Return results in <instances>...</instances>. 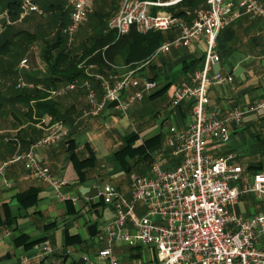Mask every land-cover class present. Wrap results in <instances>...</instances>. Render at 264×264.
I'll return each instance as SVG.
<instances>
[{"label": "crops", "instance_id": "obj_1", "mask_svg": "<svg viewBox=\"0 0 264 264\" xmlns=\"http://www.w3.org/2000/svg\"><path fill=\"white\" fill-rule=\"evenodd\" d=\"M98 1L95 0L93 7ZM259 1L264 4V0ZM64 6L70 10L66 1ZM108 7L114 9V5L109 4ZM95 12L101 11L97 9ZM2 18L6 16L0 14V20ZM194 18L195 12L188 23ZM163 33L170 37L167 42L181 35L179 28ZM263 35L264 18L250 15L232 22L220 34L218 53L221 61L213 67V73L231 77L232 81L214 85L208 91L209 109L218 118H224L232 110H250L262 100ZM155 54L137 69L136 76L141 86L126 93L123 98L128 100L135 91L143 90L145 80H152L153 77H156L157 87L145 93L144 99L135 104L128 116L115 112L109 105L99 116L89 115L92 106L88 92L82 86L84 81L90 80L99 100L103 98V91L95 79L101 74L96 66L87 70V79L76 81L78 87L67 96L49 98L57 103L64 118L61 122L69 135L59 144L41 150L37 159L50 170L54 179L66 182L61 190L65 199L61 201L55 198L48 184L30 174L24 162L11 163L48 133L45 125L43 128L40 126V120L49 115L37 118L35 102L32 101V117L28 113V105L12 97L7 74L0 75V168L3 163H9L5 174L0 176V264H22L25 260L31 264H90L101 250L110 245L103 228L113 219L112 208L96 198L99 188L111 185L129 198L133 174L145 176L155 163L166 169L176 168L184 160L185 155H176V147L169 144L170 129L175 127L180 132L186 131L192 122L193 112L188 104L172 109V101L175 91L184 82H191L192 73L200 68L204 47L197 44L190 49L173 48L164 55ZM187 65L191 68L183 73ZM128 72V67L119 66L107 75L117 77L114 79L117 81ZM27 83L33 85L32 82ZM169 84L172 85L165 93L156 95ZM153 122L156 124L150 126ZM230 132L227 143L210 138L207 152L214 156L231 157L230 165L242 168L240 186L250 185L253 176L264 170V115L260 112L248 113L242 124L230 126ZM132 133L139 135L133 145L135 148L157 136H162V141L147 149V159L127 157L126 163H123L116 154L125 147L124 138ZM102 154L109 159L108 163H102ZM92 159L94 161L79 173V162ZM30 189L38 191L37 199L21 202L18 195ZM232 211L247 217L264 216V202L257 200L253 194H247L241 197ZM87 215L92 218L88 219ZM112 248L122 264H133L139 259L149 262L153 258L149 247L132 248L113 242Z\"/></svg>", "mask_w": 264, "mask_h": 264}, {"label": "built area", "instance_id": "obj_2", "mask_svg": "<svg viewBox=\"0 0 264 264\" xmlns=\"http://www.w3.org/2000/svg\"><path fill=\"white\" fill-rule=\"evenodd\" d=\"M19 22L33 14L44 11L35 0H20ZM71 11L70 22L64 28L67 46L72 47L75 37L93 12L95 0H65ZM182 0H124L120 11L110 20L109 29L119 36L134 29L139 34L168 32L176 28L180 37L165 43L156 56L164 55L173 48L204 47L200 68L192 73L191 82H184L174 93L172 109L192 104V122L189 128L180 132L170 129L169 144L176 147L175 154H184L179 166L166 169L159 163L153 164L145 176H131V195L125 197L111 185L99 188L96 198L112 208V221L104 228L109 246L99 252L90 264H122L112 248L119 242L132 248L149 247L153 253L151 261L136 260L133 264H264V216L247 217L232 211L241 197L253 194L264 202V170L253 176L250 185L240 186L241 167L231 166V157L214 156L207 152L208 141L214 137L223 143L229 141L231 125H240L244 116L251 112L264 115V94L262 100L247 111L232 110L224 118H218L210 111L209 89L214 85L232 81L220 73H213V67L220 63L218 39L232 22L244 15L264 18V4L259 0H208L207 6L195 11L191 23L184 22L170 13L155 10L168 8ZM264 43V35L262 36ZM21 67L28 70V60ZM95 66H91L94 68ZM89 70V69H87ZM138 70L129 71L119 80L117 77L96 75L95 79L103 91L100 101L90 80L82 84L88 92L92 106L89 113L99 116L107 105L128 116L145 93L157 87L156 81L145 80L144 88L135 91L128 100L123 96L141 86ZM33 88L23 79L18 89ZM78 87L76 82L50 91L51 98L67 96ZM48 133L31 145L28 152L12 160L24 162L30 174L48 184L58 200H64L62 188L65 181L56 180L50 170L39 163L38 153L59 144L69 135L61 121L51 116L40 120ZM9 163L0 168L5 174ZM144 211L142 214L139 212ZM47 246V244H45ZM47 250H50L47 246ZM22 264H31L25 260ZM48 264V263H38Z\"/></svg>", "mask_w": 264, "mask_h": 264}, {"label": "trees", "instance_id": "obj_3", "mask_svg": "<svg viewBox=\"0 0 264 264\" xmlns=\"http://www.w3.org/2000/svg\"><path fill=\"white\" fill-rule=\"evenodd\" d=\"M35 1L44 13L50 16L49 18L56 28L54 40L46 42L42 55L47 70L45 74L36 72L35 74H26V81L32 82L35 86L34 89H18L17 85L14 84L11 85L9 91L15 100L20 103H27L29 107L28 113L32 117L34 111L30 107V103L34 101V110L39 119L45 115L51 116L55 121H62L64 119L59 112L55 100L49 99L51 98L50 91L52 89L55 90L62 85L87 79V69L91 66L98 67L99 72L105 74L107 77L110 76L107 73L119 66L128 67L129 71L137 70L170 38L163 32L139 34L134 29L124 36H119L117 32L109 29L110 21L108 22L107 18L109 13L95 12L98 22L96 23L95 34L88 40L91 45L87 46L84 43L82 52L80 54H73L63 39V31L68 24L65 19L67 14L64 6L65 1L58 6H56V2L53 0ZM207 2L208 0H182L178 4L168 7L166 12L184 22H188L196 10L207 6ZM111 5H113V2ZM0 14L5 15L8 19V22L4 26H0L1 61L5 57L15 56L17 50H20L23 44L26 47L34 44L37 40V34L31 33L28 30H16L15 25L19 22L21 14L20 0H0ZM22 50H20V53ZM15 68L11 65L7 69L2 70L0 75L5 76V74L11 73ZM190 68L191 65H187L183 69V73H187ZM152 80L155 81L156 77H153ZM171 85L169 84L156 95L165 93ZM109 106L110 108L113 107L112 105ZM189 108L192 110V104L189 105ZM138 139L139 135L137 133H132L124 138L125 147L116 154L121 162L126 163L127 157L135 158L136 156H140L142 159H147V149L159 144L162 141V136H157L149 140L145 145L135 148L133 145ZM93 161L92 159L79 162V173L82 169L89 166V162ZM127 171L131 173V170ZM37 197L38 191L36 189H30L18 195V199L23 203L33 202Z\"/></svg>", "mask_w": 264, "mask_h": 264}, {"label": "rangeland", "instance_id": "obj_4", "mask_svg": "<svg viewBox=\"0 0 264 264\" xmlns=\"http://www.w3.org/2000/svg\"><path fill=\"white\" fill-rule=\"evenodd\" d=\"M56 2V4H63L64 0H53ZM123 0H103L100 3V0L96 2V4L93 7L92 14L88 17L87 22L84 24V26L81 28L78 35L75 37V43L72 47H68L73 54H80L83 50V44L85 43L87 46L91 45V43L88 41L96 32V23L98 22L97 17H95V11L98 9V11H101V13H109L107 16L108 22L111 18L114 17L115 12L119 9L121 3ZM113 2L114 9L109 8L108 5ZM106 5V6H105ZM167 8L157 9L155 11L157 12H166ZM66 22L69 24L70 22V15L71 11H66ZM169 13V12H166ZM31 17V18H30ZM28 19L22 22H18L15 27L16 30H28L31 33L37 34V40L34 44L27 46L22 45L21 49H23L20 53V50H17V54L15 56H9L5 57L0 61V73L2 70L7 69L11 65L15 69L12 70L11 73H8V79L11 85H18L19 80L23 79L26 83V74L28 73H43L47 70V67L43 61V52L46 47V42H52L55 38L56 28L51 22L50 16L44 13L43 15L35 14L34 16H30ZM60 17V15H58ZM67 24V25H68ZM63 39L67 45V39L65 36H63ZM19 53V54H18ZM28 60L29 69H23L21 67L22 62L24 60ZM120 73H124V71H121ZM109 77V76H108ZM0 88H2L0 83ZM35 88V87H34ZM27 89V87L25 88ZM25 103V102H24ZM27 104V103H26ZM159 122H157L158 124ZM156 124L153 122L150 124V126H154ZM121 145V144H120ZM118 146V145H117ZM116 146V147H117ZM120 147V146H119ZM119 149V148H118ZM102 163L106 164L108 163L109 159H106L105 156L102 154ZM4 164V163H3ZM2 164V165H3ZM113 184V183H112ZM240 185V184H239ZM56 198V196H55ZM142 211V210H141ZM144 211L139 212V209L137 210L138 214H142ZM88 219H91L92 216L87 215Z\"/></svg>", "mask_w": 264, "mask_h": 264}, {"label": "water", "instance_id": "obj_5", "mask_svg": "<svg viewBox=\"0 0 264 264\" xmlns=\"http://www.w3.org/2000/svg\"><path fill=\"white\" fill-rule=\"evenodd\" d=\"M6 22H7V18H2L0 20V26H4L6 24Z\"/></svg>", "mask_w": 264, "mask_h": 264}]
</instances>
